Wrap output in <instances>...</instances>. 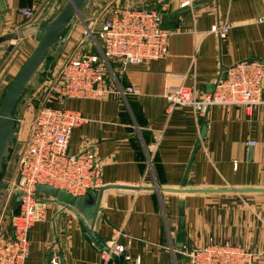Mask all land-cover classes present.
<instances>
[{"label": "crops", "instance_id": "0c3cea01", "mask_svg": "<svg viewBox=\"0 0 264 264\" xmlns=\"http://www.w3.org/2000/svg\"><path fill=\"white\" fill-rule=\"evenodd\" d=\"M53 1L3 0L1 68L14 51L20 54L21 66L34 46V24L50 14ZM98 1L94 10L156 9L171 35L165 58L135 66L113 61L105 78L109 93L65 99L60 105L85 119L73 129L68 151L90 149L95 154L102 186L139 188L103 191L100 219L93 230L97 238L107 245L118 235L126 255L148 264H187L183 252L209 239L246 245L258 254L256 264H264V193L160 191L264 188V81L263 103L252 110L212 106L196 118L190 106H182L168 114L165 97L169 87L181 84L195 85L201 95L211 90L226 68L245 60H264V22H258L264 17V0H191L186 7L177 0ZM22 9L34 11V19L22 16ZM217 22L231 24L225 40L209 32ZM67 40L63 48L71 49ZM199 119L206 127L202 140ZM155 142L148 163V147ZM38 198L44 218L29 230L26 264H45L49 257H57L59 264L60 259L64 264H116L112 258H100L102 249L88 242L72 212L48 202L51 197L45 194ZM180 200L183 232L179 231Z\"/></svg>", "mask_w": 264, "mask_h": 264}, {"label": "built area", "instance_id": "2783aa9c", "mask_svg": "<svg viewBox=\"0 0 264 264\" xmlns=\"http://www.w3.org/2000/svg\"><path fill=\"white\" fill-rule=\"evenodd\" d=\"M177 1L180 7L192 2ZM107 13L101 21L97 16L91 23L95 25L100 21L95 37L90 41L94 51H73L65 55L59 69L53 71L46 82L50 85L51 98L80 100L103 96L110 92L105 78L111 74V62L135 66L167 56L171 33L162 27L158 10L116 7ZM20 14L29 21L35 17V12L30 9H22ZM258 22H264V17ZM230 28L228 22H217L209 32L219 40H225ZM263 81V63L259 60L241 61L223 71L215 80L212 92L199 95L195 85L169 87L165 96L168 102L166 112L169 114L176 107L190 106L197 118L212 106H240L252 110L263 103ZM127 91L133 90L129 88ZM84 121L77 111L60 105L41 106L35 112L21 142L14 176L8 183V193L17 196L18 201L15 211L10 214L9 226H0V264H26L29 230L44 218V208L36 194L37 185L62 189L73 196L97 192L102 187L101 166L95 154L90 149L77 154L68 151L73 129ZM20 122L21 126L22 120ZM156 146L157 142L148 147V163ZM117 237L114 234L107 242L108 252L102 250L101 259L123 254V264H148L138 256L126 255L125 246L117 242ZM183 253L187 264H256L259 259L248 246L219 239L196 243ZM48 264H59L58 258L50 257Z\"/></svg>", "mask_w": 264, "mask_h": 264}, {"label": "water", "instance_id": "95a60500", "mask_svg": "<svg viewBox=\"0 0 264 264\" xmlns=\"http://www.w3.org/2000/svg\"><path fill=\"white\" fill-rule=\"evenodd\" d=\"M98 0H54L51 4L52 11L39 22H35L34 46L21 66L6 83L0 92V190H8L9 186L4 178L17 146V135L20 129L21 112L25 103L32 95L52 76L61 51L71 31L78 25L86 26L90 21L94 4ZM5 13L3 0H0V43L4 41L1 36V25ZM251 61V60H250ZM264 64V60L260 61ZM212 92L214 84L210 85ZM201 123V119H199ZM199 138L203 139L205 125L202 124ZM200 146L198 141L196 148ZM108 189H139L135 186L108 185L102 186L97 192H88L81 196H73L65 190L37 185L36 194H45L51 197L47 200L58 205L62 210L72 212L79 220L85 237L91 244L108 252L106 240H99L94 233L100 214L99 204L103 191ZM142 190H152V187H142ZM160 191L176 194H209V193H264V188H161ZM19 195V192L16 191ZM18 201V197H15ZM179 231H184L183 201H179ZM116 264H121L123 254L111 255ZM50 257L45 264H48ZM60 264H64L60 259Z\"/></svg>", "mask_w": 264, "mask_h": 264}, {"label": "rangeland", "instance_id": "374dc122", "mask_svg": "<svg viewBox=\"0 0 264 264\" xmlns=\"http://www.w3.org/2000/svg\"><path fill=\"white\" fill-rule=\"evenodd\" d=\"M99 2V1H96ZM94 4L96 7L97 4ZM94 7V8H95ZM107 9L104 11L101 9L94 10L92 12L90 21L86 26L83 24H78L70 33L69 38H68V43H70L71 49H64L62 50L60 57L58 59V62L54 68L56 71L59 69L58 67L61 65L62 61L64 60L65 55H69L72 53V51L78 52L82 50H86L87 52L89 51H94V48L91 47V39L95 37V32L97 31V28L99 26V22L104 19L107 16ZM98 16L100 21H97L95 25H91L92 22H94V19ZM73 38V39H72ZM75 42H71L70 40ZM89 50V51H88ZM10 51L7 52V54ZM12 53V52H11ZM9 54V58L4 63V66L0 69V92L3 89L5 83L10 80L13 75L16 73L18 68L20 67L19 62H22L20 60V54L18 52L14 51L12 54ZM6 54V55H7ZM6 59V58H5ZM4 59V60H5ZM49 83L43 84L33 95L32 97L25 103V105L22 108V114H21V120H22V125L20 126V131L18 132L17 135V146L16 150L13 156V161L10 164L7 173L5 175V182L8 184L11 182L14 172H15V161L17 157L19 156L20 150H21V142L23 141L24 135L26 128L28 124L31 123L35 112L37 109L41 106H56V105H62V102L65 100L63 98H51L49 95ZM16 209V202H15V197L11 194L8 193V190H0V226L7 227L10 224V214L11 212H14Z\"/></svg>", "mask_w": 264, "mask_h": 264}]
</instances>
